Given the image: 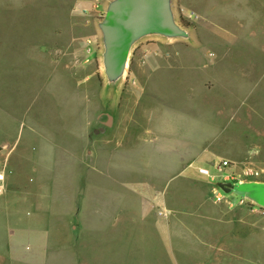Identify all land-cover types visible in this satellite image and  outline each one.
<instances>
[{"label": "rangeland", "instance_id": "374dc122", "mask_svg": "<svg viewBox=\"0 0 264 264\" xmlns=\"http://www.w3.org/2000/svg\"><path fill=\"white\" fill-rule=\"evenodd\" d=\"M113 1L100 0L95 10V0H0V173L11 169L15 150V180L30 184L40 196L49 195L58 211L62 143L72 146L83 151L77 159L89 166L83 173L87 180L99 174L100 213H111L108 185L122 190L111 177V133L123 134L124 119L134 115L137 99L125 98V92L141 85L137 72H154L153 80L165 88L183 92L194 86L195 102L219 107L209 124L221 129L220 140L211 142V157L179 174L164 190L162 202L153 206L156 214H168L162 240L139 228L96 238L93 253L111 261L116 253L118 260L129 263L154 261L158 255L159 264H264V206L222 189L224 200L215 199L222 176L216 167L224 160L231 162L229 172L240 175L246 167L254 171L241 176L242 182L264 183V3L243 6L227 0L213 28L208 21L176 16L188 34L150 32L140 37L130 49L125 80L111 79L106 72L102 23ZM171 5L176 15L179 4L172 0ZM138 44L148 48L138 53ZM207 72H218L220 78L212 91L203 86ZM97 142L100 152L93 157ZM203 164L215 179L199 173ZM131 177L133 184L139 183L137 174ZM9 185L7 175L0 196ZM134 186V191L139 189ZM91 191L84 188V196L91 198ZM132 206L133 215L147 207ZM19 219L21 230L32 227L22 215ZM53 224L60 228L58 221Z\"/></svg>", "mask_w": 264, "mask_h": 264}, {"label": "crops", "instance_id": "0c3cea01", "mask_svg": "<svg viewBox=\"0 0 264 264\" xmlns=\"http://www.w3.org/2000/svg\"><path fill=\"white\" fill-rule=\"evenodd\" d=\"M252 1L255 2L239 0L238 4L246 6ZM176 2L180 8L174 14L175 18L181 15L190 17L195 13L200 16L199 21H208L210 28L218 25L216 14L221 16L224 7L227 9V0ZM240 10L245 18L244 7ZM136 47L138 53L148 48L147 44ZM153 73L137 72L141 85L136 90L125 92V98L137 99L133 103L134 115L124 119L126 128L123 134L111 133V177L122 185L121 191L108 185L111 192L107 203L111 204V213H100L99 174L96 179L92 176L91 180L84 176V170L88 171L89 166L84 167L77 159L82 150L74 151L72 146L62 143L65 161L61 165L58 211L53 210L51 205L56 201L49 195L40 196L39 192L31 190L30 184L19 185L15 180L16 167L12 163L15 150L12 152L9 159L11 169L6 170V176L11 178L10 190L0 196V264H159L158 255H154V261L147 259L143 263L118 260L116 253L112 261L98 257L93 253L96 238L99 240L140 228L162 240L165 233L163 218L168 214L166 210L156 214L153 206L162 202L164 190L179 178V174L186 173L188 168L202 164L206 157L213 155L211 142L220 140L221 129L209 124L212 117L219 115V107H205L195 102L197 90L194 86L183 92L167 89L153 80ZM207 74L203 86L212 91L219 86L220 78L218 72ZM112 125H115L113 120ZM114 129L116 126L111 132ZM91 152L93 157L98 156L99 142ZM37 156L33 162L35 169ZM28 162V157H24V163L28 165ZM95 165L99 169L98 161ZM132 174H137L139 183L133 184ZM134 185L139 189L134 191ZM89 186L91 198L85 197L83 192ZM125 187L129 188L127 192ZM24 190H28L26 195ZM141 203L147 206L145 213L133 215L132 204ZM21 215L32 227L27 230L19 228ZM57 221L60 228L53 224ZM22 236H27V239H21Z\"/></svg>", "mask_w": 264, "mask_h": 264}, {"label": "water", "instance_id": "95a60500", "mask_svg": "<svg viewBox=\"0 0 264 264\" xmlns=\"http://www.w3.org/2000/svg\"><path fill=\"white\" fill-rule=\"evenodd\" d=\"M106 41V72L111 79L122 77L133 42L157 32L168 36L188 33L175 20L171 0H114L102 23ZM113 117L110 116V124ZM2 149V148H0ZM226 193L248 196L264 206V183L221 184Z\"/></svg>", "mask_w": 264, "mask_h": 264}, {"label": "built area", "instance_id": "2783aa9c", "mask_svg": "<svg viewBox=\"0 0 264 264\" xmlns=\"http://www.w3.org/2000/svg\"><path fill=\"white\" fill-rule=\"evenodd\" d=\"M100 7V0H95L94 4H93V9L95 10H98ZM190 18H192L193 20L195 21H199L200 20V16L195 14V13H191L190 14ZM89 53H92V48L90 47L89 48ZM124 77V79L126 80L127 79V75L126 74H123L122 75V78ZM131 83L132 85L134 86H138V83H137V80L136 79H132L131 80ZM231 165V162L229 160H224L223 162H221L219 165H217V169L219 172L222 173V176H221V180L220 182L218 183V189H217V192H216V195H215V199L217 202H221L224 200V194L223 192L220 190L222 189L221 188V184H227V183H233V184H237L238 182H242L241 180V176H250L254 173V171L249 168V167H246L243 169V173L242 174H236L234 172H229L227 171V169L230 167ZM198 171L201 175L209 178V179H215L216 176L215 174H213L211 172V170L206 167V166H200L198 168ZM6 181V173L2 172L0 173V188H3V185Z\"/></svg>", "mask_w": 264, "mask_h": 264}]
</instances>
